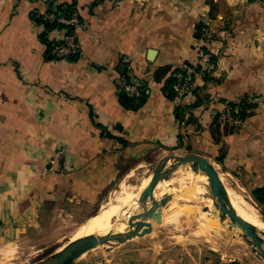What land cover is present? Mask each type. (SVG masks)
<instances>
[{
	"label": "crops",
	"instance_id": "0c3cea01",
	"mask_svg": "<svg viewBox=\"0 0 264 264\" xmlns=\"http://www.w3.org/2000/svg\"><path fill=\"white\" fill-rule=\"evenodd\" d=\"M63 4L83 23L80 53L56 59L41 39L51 29L37 18ZM200 44L211 64L176 107L169 79L196 63ZM118 75L143 85L138 101ZM253 96L260 103L240 128L221 118L225 103ZM158 152L205 156L250 197L264 187V0H0V246L63 216L82 224ZM160 216L144 219L147 233L71 264H252L244 252L164 242Z\"/></svg>",
	"mask_w": 264,
	"mask_h": 264
},
{
	"label": "rangeland",
	"instance_id": "374dc122",
	"mask_svg": "<svg viewBox=\"0 0 264 264\" xmlns=\"http://www.w3.org/2000/svg\"><path fill=\"white\" fill-rule=\"evenodd\" d=\"M171 153L173 152H158L149 154L141 164L135 166L128 172V174L120 178V180L118 181L120 182V184H118L117 182L110 188L108 198L103 205H105L106 203H115L116 198L123 186L130 187L131 185H138V183L145 179L149 181L152 169L157 164L158 160H160L163 156H166ZM221 177L222 179L224 178L223 181H225L226 178L223 176ZM227 181L229 182V180L227 179L225 183L228 187L234 189L242 195L244 194V196H246L249 200L251 199L250 201L254 203L255 206L258 208L262 217V221H264L262 207L256 202H253V199L244 189L241 188V186L234 185L231 182L228 183ZM202 188L205 195L207 196L206 203L208 205H211L212 207L213 205L209 202V185L202 184ZM114 194L117 196H114ZM167 201L165 202V204H170V206H172L171 200L169 199ZM177 201L178 202H176V207L178 209H176L175 212H173L171 208H161L162 210L164 209L163 214L165 215L161 217L162 219H160L158 224H155L156 236H159V238L163 239L164 242L169 241L172 245H186V247L191 246L193 248L201 247L203 245L211 246L213 248H225V252H227L228 254H243L244 252L247 256H250L252 264H264V259L259 255L257 251L253 249V246L248 244L239 235L235 228H231L226 220L222 221L218 217L219 226L212 229H207L200 225L196 213H198L199 210L203 211V209L207 207L205 206L206 204L203 203L201 205V202L196 204L185 200ZM198 205H201L200 209ZM184 206L189 208L190 212L185 213V211H183L182 209V207ZM212 208L215 207L213 206ZM75 219H72V217L67 216L57 218L53 228H50L49 231L44 230L40 233L28 232L26 234H23L19 240L13 241L11 243H6L4 245L5 247L0 246L2 248L9 247L14 249V254L12 257L5 259L0 257V264H34L37 260L50 255L54 251L60 250L70 245L76 240L75 237L77 235V237L79 238V233L84 228L89 218L80 225ZM74 238L75 240H73ZM108 245H102L99 247L105 248V246ZM74 260H69L65 264H71Z\"/></svg>",
	"mask_w": 264,
	"mask_h": 264
},
{
	"label": "water",
	"instance_id": "95a60500",
	"mask_svg": "<svg viewBox=\"0 0 264 264\" xmlns=\"http://www.w3.org/2000/svg\"><path fill=\"white\" fill-rule=\"evenodd\" d=\"M185 168L193 173H204L209 185V199L212 205L218 210V217L221 220H226L231 228H235L239 235L259 253L264 259V230L255 224L247 221L242 216L233 212L227 207L226 195L219 173L214 166V163L207 157L198 153L176 154L171 153L163 156L158 160L157 164L152 169L148 184L139 194L134 202V210L126 213L125 218H121L123 213L129 206H123L119 216H117L110 230L105 234H89L82 236L72 242L70 245L54 251L50 255L37 260L34 264H65L69 260H74L83 253L97 248L102 245H108L117 240H122L125 237H134L146 232L147 229H142L144 219L151 218L157 220L161 215V208L165 206V201H151L148 205L149 197L154 194L157 186L163 181L168 180L171 175L178 169ZM204 198L207 196L204 194ZM111 203H106L100 206L91 216H97L104 208ZM209 210V207L203 211ZM216 213L215 210H211ZM119 224L125 226V230L117 231ZM127 229V230H126Z\"/></svg>",
	"mask_w": 264,
	"mask_h": 264
},
{
	"label": "bare ground",
	"instance_id": "6f19581e",
	"mask_svg": "<svg viewBox=\"0 0 264 264\" xmlns=\"http://www.w3.org/2000/svg\"><path fill=\"white\" fill-rule=\"evenodd\" d=\"M220 179L222 181L224 192L226 195L227 207L233 212L242 216L247 221L255 224L256 226L264 230V221H262V217L260 215L258 208L255 206L254 203L250 201L251 199L249 200L246 196H244V194L242 195L237 191H235L234 189L228 187L225 183L227 179L223 181L224 178L222 179L221 176ZM118 184H120V182H118ZM147 184H148V180L145 179L140 183H138V185H134V186L131 185L132 187L123 186L118 196L114 194V196H117L115 203L108 205L97 216L91 218L89 217L84 228L79 233V238L89 234L107 233L110 230L111 226L113 225L114 220H116L115 218L119 216L120 212L122 211L123 206H129V207L121 216L122 219L125 218L126 213L129 212L131 209L132 211L130 212L131 213L133 212L134 210L133 206H135L134 202L137 200L139 194ZM202 184L205 185L208 184L207 177L204 173H193L189 170H186L185 168L178 169L171 175V177L168 180L163 181L161 184L157 186V189L155 190L154 194L149 197V201L151 202V201L163 200L166 202L167 200L170 199L172 202V206H170V204L169 205L166 204L165 205L166 207L165 206L163 207L166 209L171 208L173 212H175L176 209H178L176 207L177 206L176 202H178L177 200L180 201L185 200L196 204L201 202V205L204 203L206 204L205 206L209 207V210L207 211L199 210V212L197 211L198 213H196V216L201 226L207 229L209 228L212 229L219 226L218 210L212 208L213 206L211 207V205H208L206 203L207 198L203 197L205 193L203 191ZM209 202L210 204H212L210 199ZM182 209L183 211H185V213L190 212V209L187 208L186 206L182 207ZM163 210H162V216L165 215L163 214L164 213ZM211 210H215L216 213H212ZM116 230L123 231L125 230V226L119 224ZM77 236L75 237L76 239L78 238ZM75 238L73 240H75ZM13 254H14V249L12 248L6 247L0 249V257H2L3 259L10 258L13 256Z\"/></svg>",
	"mask_w": 264,
	"mask_h": 264
},
{
	"label": "built area",
	"instance_id": "2783aa9c",
	"mask_svg": "<svg viewBox=\"0 0 264 264\" xmlns=\"http://www.w3.org/2000/svg\"><path fill=\"white\" fill-rule=\"evenodd\" d=\"M61 7L65 11L52 10L40 15L43 20L55 23L54 27L46 34V37L51 40L50 54L56 59H68L76 57L80 53L78 34L83 28V23L75 10H67L66 4L61 5ZM52 32L53 34L51 35ZM199 41L202 44L207 42V31L205 28L202 29ZM202 44L197 47L196 63H183L172 74L171 89L173 96L171 100L176 107L182 106L185 98L193 93L195 76L198 73L206 72V69L211 64L212 54ZM115 83L121 91L131 97H138L141 94L142 85L139 81L118 75L115 77ZM247 103L249 106L245 107ZM259 103V98L256 96L249 100L225 103L221 111V118L233 128L238 129L243 125L246 118L242 116V112L250 113ZM58 154L60 157L62 156L61 152Z\"/></svg>",
	"mask_w": 264,
	"mask_h": 264
},
{
	"label": "trees",
	"instance_id": "16d2710c",
	"mask_svg": "<svg viewBox=\"0 0 264 264\" xmlns=\"http://www.w3.org/2000/svg\"><path fill=\"white\" fill-rule=\"evenodd\" d=\"M66 9L67 10H73V7L71 5H66ZM58 11H65V9H62L61 5L58 7L57 9ZM38 21L40 22H43L45 24V26L47 27V29H51L52 27H54V24L53 22H48L46 20H43L42 19V16L39 15L38 18H37ZM203 26H198L197 30H198V34L197 36L200 37L201 33H202V28ZM41 39L47 43L48 45V48H49V51H50V45H51V42L50 40L46 37V33H43V35H41ZM173 74V73H172ZM126 78L128 79H131L129 78L128 76H126ZM173 81V76L171 75L170 79H169V88L171 90V98L173 96V92H172V89H171V83ZM142 85V84H141ZM123 92V91H122ZM125 97H127L128 99L132 100V101H138L144 94V88H143V85H142V90H141V94L140 96L138 97H131L129 96L127 93L123 92ZM249 104L247 103L245 107H248ZM251 113V112H250ZM250 113H246V112H242V116H245L247 117ZM251 197L253 198V200L264 207V187H257V188H254L252 191H251ZM232 264H240L238 262H233Z\"/></svg>",
	"mask_w": 264,
	"mask_h": 264
}]
</instances>
